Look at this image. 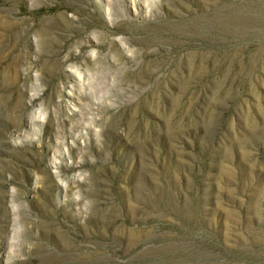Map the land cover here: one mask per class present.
<instances>
[{"label": "rangeland", "instance_id": "obj_1", "mask_svg": "<svg viewBox=\"0 0 264 264\" xmlns=\"http://www.w3.org/2000/svg\"><path fill=\"white\" fill-rule=\"evenodd\" d=\"M0 264H264V0H0Z\"/></svg>", "mask_w": 264, "mask_h": 264}]
</instances>
